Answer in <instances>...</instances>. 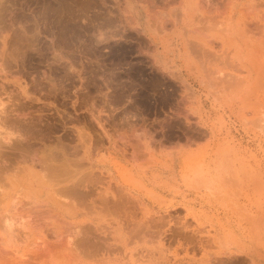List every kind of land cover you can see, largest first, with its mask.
I'll return each instance as SVG.
<instances>
[{
  "label": "rangeland",
  "instance_id": "rangeland-1",
  "mask_svg": "<svg viewBox=\"0 0 264 264\" xmlns=\"http://www.w3.org/2000/svg\"><path fill=\"white\" fill-rule=\"evenodd\" d=\"M150 1L0 0V13L3 11L4 15L0 14L4 18L1 21L0 17V25L6 26L5 29L0 26L1 33L4 31L0 33V41H6L0 44L4 46L0 50L5 49L7 60L20 59L16 62L23 65L7 75L6 81L2 79L5 90L0 88V105L5 109L15 105L13 109L32 114L31 117L39 118L40 125L41 122L42 126L48 124L53 130L50 140L33 139L38 157L52 156L59 163L83 164L79 177L87 175L85 185L94 186L98 194L119 197L127 193L147 199L144 203L147 217L158 216L159 222L167 225L160 226L153 217L164 228L161 230L167 232L168 237L161 236L159 226L156 232L157 223L154 224L151 217L147 219L151 225L147 223L149 232L156 240L154 243L151 240V246L160 248L153 252L155 262L202 264L205 257L212 254L213 260L217 259L214 264H227L226 261L253 264L249 254L221 249L214 238L221 227L229 231L231 225L244 223L255 215L262 235L258 264H264V123L261 122L264 97L257 104L262 105L258 107L260 112L257 109L254 113L238 112L234 116H204V121L210 125L217 122L215 126L224 134L230 128L235 129L234 134L246 153L247 165L255 164V156L260 163L256 174L261 185L259 183L255 194L224 196L220 192L223 196L220 201H211L215 193L211 177L205 175L204 168L200 169L202 159L210 160L211 134L201 139L192 138L197 130L190 131L186 116L183 118V113L177 111L184 87L178 83L179 79L169 78L150 59L163 50L161 44L151 42V35L144 28L148 21L144 12ZM154 1L163 5L162 0ZM177 40L175 38L174 42ZM178 57L177 54L173 57L171 65V71L178 73L175 76L181 74ZM263 58L264 53L261 61L264 66ZM260 79V88L264 90V73ZM193 82L190 79L189 83ZM194 117L191 119L197 122L199 117ZM191 138L193 141H188ZM252 175L245 174V177L254 178ZM185 196L187 207H167ZM250 202H254L253 208L242 206ZM98 204L96 208L100 207ZM127 206L136 219L139 213L142 218L141 212H135L139 211L135 203ZM161 214H165V218H161ZM194 229L197 239L209 246L187 254L183 238L187 231L194 232ZM176 231L182 232L181 239L171 237ZM154 234L162 238L157 239ZM224 252L232 259L224 256Z\"/></svg>",
  "mask_w": 264,
  "mask_h": 264
},
{
  "label": "bare ground",
  "instance_id": "bare-ground-1",
  "mask_svg": "<svg viewBox=\"0 0 264 264\" xmlns=\"http://www.w3.org/2000/svg\"><path fill=\"white\" fill-rule=\"evenodd\" d=\"M162 3L159 6L151 0L144 12L148 18L144 28L149 31L151 42L161 44L163 49L155 54L154 59H150L169 78L180 80L178 83L184 87L177 111L183 113V118L186 116L190 131L197 130L193 132L195 135L191 134L192 138L196 136L201 139L205 134H211L210 160L204 158L200 161V169L204 168L205 175L211 177L214 186L215 193L213 198L210 197L211 201H220L223 197L221 193L224 196L253 195L258 191L259 183L261 185L258 182L259 174H256L259 160L255 156L254 168V165H247L246 153L241 140L234 134L235 129L230 128L224 134L215 126L217 122L210 125L204 121V116H234L238 112L254 113L258 107L262 108V105L257 104L264 97V90L259 84L264 73L261 62L264 53V0H162ZM128 10L132 13V9ZM2 16L0 20L4 21ZM132 22L131 19L130 24ZM156 32L162 34L159 36ZM175 38L178 39L177 43L174 42ZM4 42L2 40L0 44L4 45ZM176 54L181 64L179 76H175L178 75L177 71L176 74L171 71ZM6 56L3 48L0 50L1 89L5 87L2 79L21 65L16 62L20 59L12 62L14 59L9 57V61ZM190 79L194 81L192 84L189 83ZM196 86L198 89H195ZM0 106V264H170L163 260L155 262L153 252H158L160 248L151 246V240L153 243L156 240L149 232L151 225L148 220H153V217L158 220L159 217L148 215L151 217L148 219L144 207L147 199L127 193L119 197L117 194H98L94 186L85 185L87 175L83 173L84 176L79 177L84 170L83 164L70 160L73 164L59 163L52 156L43 159L38 157L33 139L41 137L48 140L53 130L48 124L42 126L41 122L40 125L39 118L31 117L32 114L13 109L15 105L8 109L4 105ZM191 116L199 117V120L194 122L196 120L192 118L193 121ZM261 119L264 123V117ZM192 138L188 141H193ZM248 170L255 175H252L254 178L245 177V174H249ZM110 179L113 180L112 177ZM186 197L181 201L170 202L167 207H187ZM98 203L100 207L96 208ZM131 203H135L139 209L135 212L142 214L140 218L139 213V220L127 206ZM254 205V202L242 203L245 208H253ZM164 215L161 218H165ZM156 219L153 220L154 224L159 222ZM258 220L255 215L249 216L244 223L231 225L229 231L223 226L216 232L214 241L221 249L249 254L252 263L258 264L262 239ZM159 225L156 224L157 228ZM160 226V232L159 228L156 232L168 237ZM169 228L173 230L172 226ZM177 233L172 232L170 235L177 238L182 234ZM157 234H154L157 239L162 238H158ZM247 239L250 243L246 242ZM183 241L187 254L209 246L197 239L195 229L194 232L187 231ZM213 259V255L208 254L202 264H214L217 259ZM191 260L195 261L193 258Z\"/></svg>",
  "mask_w": 264,
  "mask_h": 264
}]
</instances>
